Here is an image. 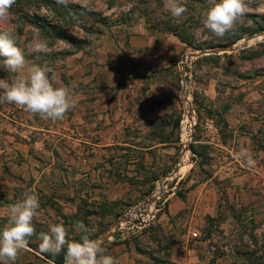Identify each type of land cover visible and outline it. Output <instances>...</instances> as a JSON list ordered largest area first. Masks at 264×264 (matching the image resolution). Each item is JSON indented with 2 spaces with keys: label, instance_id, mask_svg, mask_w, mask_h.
Masks as SVG:
<instances>
[{
  "label": "crops",
  "instance_id": "obj_1",
  "mask_svg": "<svg viewBox=\"0 0 264 264\" xmlns=\"http://www.w3.org/2000/svg\"><path fill=\"white\" fill-rule=\"evenodd\" d=\"M186 46L174 36L153 34L147 29L119 40L103 36L95 51L70 56L63 67L52 71L56 76L54 86L69 87L76 103L62 120L42 119L15 104L0 103V231L8 224V205L22 198L21 188L32 185L40 190L44 183L53 185V174L62 164L68 165L69 179L78 181L82 179L72 166L95 170L90 158L93 153L100 159L98 173L119 165H132L136 175L138 165H179L184 151L180 143L177 65ZM0 68L4 71L0 79L11 84L27 76L31 67L19 72ZM53 74L48 73L50 79ZM256 86L254 91L251 80L245 78L239 88L230 86V98L225 99L220 97L219 80L208 83L204 92L211 99L213 116L206 119L205 131L187 153L189 165H215L218 171L186 198L173 200L169 208L186 203L192 196L197 203L208 204L212 194L213 200L218 198L236 210L250 209L257 218L264 217V83ZM209 125L212 131L207 129ZM242 148L255 160L254 167L246 166ZM87 176H82L83 182H87ZM99 176L100 181H111L101 173ZM40 195L39 201L44 197ZM205 204V212L213 216L224 206L207 209ZM183 210L181 205L179 212ZM82 214L39 208L33 222L36 234L14 264H60L66 248L59 254L41 253L39 234L62 222L68 229V239L80 241L83 233L76 230L71 219ZM114 248L112 252L118 254L126 245ZM139 253L112 257L117 264H141Z\"/></svg>",
  "mask_w": 264,
  "mask_h": 264
},
{
  "label": "rangeland",
  "instance_id": "obj_2",
  "mask_svg": "<svg viewBox=\"0 0 264 264\" xmlns=\"http://www.w3.org/2000/svg\"><path fill=\"white\" fill-rule=\"evenodd\" d=\"M178 2L187 9L181 18L171 16L165 8L166 0H68V6L78 7L74 10L64 9L65 5L57 4L56 0H15L8 19L0 21V30L14 31L17 47L27 62L25 67H47L51 69L49 75L54 68L63 67L70 56L95 51L105 35L119 40L146 29L188 43L182 57L188 49L216 51L195 62L199 113L196 142L198 135L205 131L206 119L213 116L211 99L204 92L209 82L219 80L220 97L225 99L230 98V86L239 88L245 78L251 80L254 91L257 83H264V0H246L247 13L223 38L204 27L211 0ZM36 40L46 41L47 50L35 51ZM243 41L251 42L239 47ZM3 59L0 57V62ZM3 72L0 68V74ZM207 129L213 130L209 126ZM90 158L95 170L89 172L72 166L82 180H70L68 165L62 164L60 171L53 174V185L44 183L40 190L27 185L21 190L24 193L33 189L38 196L43 194L39 201L41 209L83 212L82 216L71 220L85 222L91 230L90 238L100 239L130 207L148 202L155 190L165 194L169 186L175 189L169 195H175L165 204L154 224L128 240L104 242L105 254L120 258L126 253L136 256L141 252V264L181 261L186 264H264V217L257 218L254 210L241 212L227 202L224 204V197L223 201L213 200L212 194L206 203L207 209L224 204L215 216L205 212V203H197L193 196L192 200L169 208L173 200L186 198L191 190L212 177L218 171L215 165H189L190 162L184 168H180L181 165H138L137 175L133 174L132 165H119L115 170L105 168L100 172L101 177L111 180L106 182L99 180V157L93 153ZM84 174L88 175L87 182H83ZM85 195L90 198L86 200ZM181 205L183 212H179ZM194 233H198L200 239L195 240ZM122 245H126V249H120L118 254L112 252L114 247Z\"/></svg>",
  "mask_w": 264,
  "mask_h": 264
},
{
  "label": "clouds",
  "instance_id": "obj_3",
  "mask_svg": "<svg viewBox=\"0 0 264 264\" xmlns=\"http://www.w3.org/2000/svg\"><path fill=\"white\" fill-rule=\"evenodd\" d=\"M57 4L67 6L68 0H56ZM15 0H0V21H5L10 15V9ZM212 6L206 14L204 27L216 37L223 38L231 31L240 18L248 11L246 0H211ZM165 8L173 18H181L187 9L178 0H166ZM47 42L36 40L34 49L37 52L47 50ZM0 62L9 72H19L26 66L22 50L17 47L14 31L0 30ZM51 69L33 65L27 76L14 80L11 84L0 79V103L15 104L25 111L39 115L42 119L52 121L62 120L66 114L76 107L72 91L69 87H56L55 74L51 79L48 73ZM241 155L246 157V166H255V160L247 149H241ZM40 208L38 196L31 189L22 194V198L8 205V224L0 231V261L3 264L16 261L21 250L28 247L29 239L36 234L33 225L34 218ZM82 232L80 241L68 239V229L61 223L50 225L48 233L41 232L39 250L41 253L59 254L66 248L65 264H117L110 255H106L103 242L90 238V229L83 221L74 225Z\"/></svg>",
  "mask_w": 264,
  "mask_h": 264
},
{
  "label": "built area",
  "instance_id": "obj_4",
  "mask_svg": "<svg viewBox=\"0 0 264 264\" xmlns=\"http://www.w3.org/2000/svg\"><path fill=\"white\" fill-rule=\"evenodd\" d=\"M212 51L203 52L188 49L178 63V89L177 99L180 105V143L184 152H191L195 144L199 127V113L196 91L195 62L202 56H210ZM213 129L212 125H209ZM165 183V181H163ZM163 186V184H162ZM167 190L159 193L155 190L151 199L145 203H138L130 207L111 227V231L102 236L100 241H125L132 235L142 233L151 227L159 214L163 211L165 204L175 194L169 195L175 189L166 187ZM158 189V188H157ZM168 196V197H167ZM125 237V234H129ZM195 240L200 239L198 233L193 234ZM175 264H186L185 261Z\"/></svg>",
  "mask_w": 264,
  "mask_h": 264
},
{
  "label": "bare ground",
  "instance_id": "obj_5",
  "mask_svg": "<svg viewBox=\"0 0 264 264\" xmlns=\"http://www.w3.org/2000/svg\"><path fill=\"white\" fill-rule=\"evenodd\" d=\"M251 42V41H250ZM250 42H241L240 44H239V47L241 46H244L245 44H247V43H250ZM190 156L188 155V153H187V151L186 152H184L183 153V155H182V157H181V160H180V164L179 165H181L180 166V168L182 167V168H184L183 166H187V164H188V162H190Z\"/></svg>",
  "mask_w": 264,
  "mask_h": 264
},
{
  "label": "trees",
  "instance_id": "obj_6",
  "mask_svg": "<svg viewBox=\"0 0 264 264\" xmlns=\"http://www.w3.org/2000/svg\"><path fill=\"white\" fill-rule=\"evenodd\" d=\"M64 9H67V10H74V9H78V7H72V6H62ZM181 39V38H180ZM73 41L75 40V39H72ZM183 42V41H182ZM184 43H186V42H184ZM186 45H188L189 46V44L187 43ZM179 127H180V125H179ZM193 151L196 153V150H195V148L193 149ZM197 154V153H196ZM183 198H185V197H182V199ZM64 262H65V255L63 256V258L61 259V261H60V264H64Z\"/></svg>",
  "mask_w": 264,
  "mask_h": 264
},
{
  "label": "water",
  "instance_id": "obj_7",
  "mask_svg": "<svg viewBox=\"0 0 264 264\" xmlns=\"http://www.w3.org/2000/svg\"><path fill=\"white\" fill-rule=\"evenodd\" d=\"M213 52H216V51H212V53H213Z\"/></svg>",
  "mask_w": 264,
  "mask_h": 264
}]
</instances>
